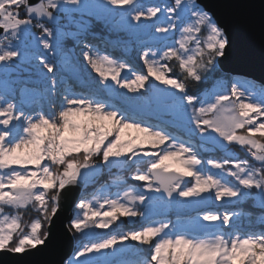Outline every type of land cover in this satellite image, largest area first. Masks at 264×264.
<instances>
[{
  "label": "snow or ice",
  "instance_id": "1",
  "mask_svg": "<svg viewBox=\"0 0 264 264\" xmlns=\"http://www.w3.org/2000/svg\"><path fill=\"white\" fill-rule=\"evenodd\" d=\"M93 21L109 35L93 32ZM100 44L137 50L146 74ZM228 44L197 0H0V254L44 245L67 187L102 166H134L130 179L143 191L129 185L113 196L106 184L79 200L69 230L89 242L66 264H127L121 258L130 252L138 264H264V89L220 78L198 96L185 82L212 77ZM149 93L164 101L155 124L134 106ZM231 145L250 159L233 156ZM201 150L225 158L205 159ZM173 208L191 214L173 218ZM29 212L36 215L25 220ZM121 217L141 226L85 232L111 229Z\"/></svg>",
  "mask_w": 264,
  "mask_h": 264
},
{
  "label": "water",
  "instance_id": "2",
  "mask_svg": "<svg viewBox=\"0 0 264 264\" xmlns=\"http://www.w3.org/2000/svg\"><path fill=\"white\" fill-rule=\"evenodd\" d=\"M197 3L212 15L229 40L218 69L230 78H241L264 88V0H197ZM81 186L78 182L63 190L58 212L47 226L49 235L44 245L17 256L0 254V264H65L74 253L68 224L83 195Z\"/></svg>",
  "mask_w": 264,
  "mask_h": 264
},
{
  "label": "rangeland",
  "instance_id": "3",
  "mask_svg": "<svg viewBox=\"0 0 264 264\" xmlns=\"http://www.w3.org/2000/svg\"><path fill=\"white\" fill-rule=\"evenodd\" d=\"M100 2H103V0H100ZM145 2L146 3H161V4H163V3H167L168 0H145ZM86 19H87V17H86ZM169 42H172V41H169ZM100 50L104 54H109L107 52V50L105 48H103V47L102 48L100 47ZM118 53L119 54L117 56H115L113 54H110V55H112L114 58H117V59H127V60H129V62L133 65V67L135 68L136 71H142V72H144V74H146V69L143 68V62L140 61L139 58H138V52H137V50L133 49V50L129 51L126 55L123 54L121 51L118 52ZM37 54L39 55V53H37ZM33 63H38V60L33 61ZM87 73H90L91 77H94L97 80L99 79L98 77H96V74L94 72H91L90 69L87 70ZM61 74L62 75H65V76H70L71 75L70 72H64L63 70H61ZM122 75H123V73H122ZM129 75H130V73H129ZM170 75H172V74H170ZM233 79H236V80H244V79H241V78L233 77V78H230L229 81L230 80H233ZM152 83L153 84H156V86L158 88L165 89V91H173L171 89H166L164 85L159 84V82H157V81H152ZM113 87H115V86H113ZM251 87L255 90L256 93H259V91L261 89H264V88H258V87H256L255 84L252 83V82H251ZM228 90L230 91V85H229V89ZM117 91L118 92H126V90H123V89H117ZM203 93L200 94V95H203ZM127 95L128 96H133L135 94H133V93H127ZM147 96H148V99L146 101H140V102H138V105H134V106H138L140 109H142V111L144 113V116H145V119H147V121L149 123H153V124L158 123L159 122V120H158V112L160 110H163V108H164V101L163 100H157L156 98H153L150 93L147 94ZM116 102L118 104L120 103L119 100H117ZM42 103H43L44 111H45L46 108H49L52 111H54V109L47 103V101H43ZM33 107L38 108V107H40V105H34ZM164 118L165 119H171V117H164ZM170 131H173L175 133L178 130L177 129H170ZM180 134L183 135L182 132ZM131 135H138V134L133 132V133H131ZM198 137H199V133H196V136L193 137V138L196 139V141H198V145H199L200 141H199ZM207 147L208 148H211L212 146L211 145H207ZM229 149H230V153L233 156H235L236 158L246 159L244 157V155L246 154V152L244 150L240 149L238 146L231 145V146H229ZM216 151H219L221 153V155L218 156V157H215V159H223V158H225V153L224 152H222L220 150H212V152H216ZM208 153H211V152L210 151H204V150H201V152H200L201 156L204 157L205 159L213 158V157H205V155L208 154ZM102 167H104V166H102ZM141 167L144 168L146 166H143L142 165ZM104 169L106 171H110V170L116 169L117 174L119 176L122 175L123 173H125L124 175H126L127 178L129 180H131L130 179V172L134 170V166H132V167L126 166L123 169L114 168V167L113 168L104 167ZM82 171H86V170H82ZM93 177L94 176L88 177V179L91 180ZM80 183L82 184L80 190H81V192H84L85 189H86V185L88 183H87V181L86 182H80ZM131 184H132L131 186L139 187V190L140 191H143L144 190L143 187H141V185L143 184V182H138V181H132L131 180ZM107 185H110V187H109L110 190H108V194L113 195V196L118 191H122L126 186H129V185H126L125 179H123V183H120L118 185H112V182H111V184H107ZM102 186H103V184L102 185H99V186H96V188L91 192L90 196H88V197H85L84 196L83 197V195H82V197L83 198H87V199H92L93 198V194L97 191V189H100ZM111 188H113L114 190L111 191ZM110 191H111V193H109ZM151 195H154V194H151ZM78 202H77V204H78ZM137 206L138 207H141L140 205H137ZM224 207L225 206L222 204V202H216V204L214 205L215 210H218V211H223L224 210ZM177 211H180L181 214H191L190 213V210H187V209H179L178 210L176 208H173V210L170 213V215H173L175 217ZM77 212H79V209L77 207H74V209H73V219L75 218ZM30 214L36 215L34 212H30ZM257 217H258V215H254L251 218V223L255 226V229L256 230H260L259 228L261 227V225H260ZM121 221H123V223H121ZM243 222H244L245 225H247L249 223V220L247 218H244V221ZM117 225H119V227H117ZM140 226H141L140 218H135L134 220H130L128 218L121 217V220L120 221H117L116 224L113 225L111 229H108V230H100V229L89 230V229H86L85 232H87V231L105 232V231H113V230H115V231H128V230H131V229H137ZM73 232L75 233L74 230H73ZM75 234L77 235L78 241L76 243H74V253L71 256V258L74 256L75 251L79 247H81L83 244L89 242L88 237H86L84 233H75ZM130 243H134V242H130ZM136 247H141V246L137 245ZM121 259H124L127 262V264H138L139 260L141 259V256L139 254H137V253L130 252L126 256L122 257Z\"/></svg>",
  "mask_w": 264,
  "mask_h": 264
},
{
  "label": "trees",
  "instance_id": "4",
  "mask_svg": "<svg viewBox=\"0 0 264 264\" xmlns=\"http://www.w3.org/2000/svg\"><path fill=\"white\" fill-rule=\"evenodd\" d=\"M102 29H103V26L102 25H100L99 23L93 21V23H92V31L93 32H96V33H98L100 35H109L107 32L103 31ZM89 39H91V37H89ZM92 42L94 44L99 43L98 41H95V40H93ZM69 45H71V42H69ZM99 46L101 48L102 47L105 48L103 46V44H100ZM105 49L107 50V52L109 54H113L115 56H117L119 54L118 52H120L119 50L113 51L111 48H105ZM174 73H176V70L175 69H174ZM176 74H178V73H176ZM181 78H183V77H181ZM220 78H223L225 80H229L230 79L229 76L224 75L218 69V71L212 77H210L206 82H199V83H197V82H192V81H185L186 84H187V91L189 92V94L200 95L203 92L211 89L212 86H213L214 80L215 79H220ZM255 86L258 87V88H263V87H261L259 85H256V84H255ZM193 141L198 145V141H196V139L193 138ZM210 152L211 153L206 154L205 157H213V158H215V157H218V156L221 155V153L219 151H216V152L210 151ZM244 157L246 159H250L246 154L244 155ZM124 174L125 173H123L122 175H120V177H122L123 179H125L126 185H132L131 184V180H129L127 178V176L124 175ZM117 176H119V175L117 174L116 169H113V170H110V171H106L104 169V167H103V170L98 175L94 176L91 180H89L88 178H86V181H87L88 184L86 185L85 191L82 192L83 197L84 196L85 197L90 196L91 192L96 188V186H99V185H102V184L103 185L111 184V182L113 181V179L115 177H117ZM112 190H114V189L111 188V191ZM111 191L109 193H111ZM244 207H245V209H251V211H253V213H255L256 215L259 214V209L251 208V202L250 201L247 204H245ZM34 216L35 215L30 214V212L29 213H26L25 214V220H28V219H30L31 217H34ZM171 216L174 218L173 215H171ZM70 224H68V228H69ZM47 226L48 225H46V227ZM70 232H71V235H72V238H73L74 243H76L78 241L77 235L73 232V230H70Z\"/></svg>",
  "mask_w": 264,
  "mask_h": 264
},
{
  "label": "bare ground",
  "instance_id": "5",
  "mask_svg": "<svg viewBox=\"0 0 264 264\" xmlns=\"http://www.w3.org/2000/svg\"><path fill=\"white\" fill-rule=\"evenodd\" d=\"M45 111H47V112H51L52 110L49 109V108H46ZM73 258H74V256H73L71 259H73ZM69 260H70V259H69ZM65 264H66V263H65Z\"/></svg>",
  "mask_w": 264,
  "mask_h": 264
},
{
  "label": "built area",
  "instance_id": "6",
  "mask_svg": "<svg viewBox=\"0 0 264 264\" xmlns=\"http://www.w3.org/2000/svg\"><path fill=\"white\" fill-rule=\"evenodd\" d=\"M35 31V30H34Z\"/></svg>",
  "mask_w": 264,
  "mask_h": 264
}]
</instances>
